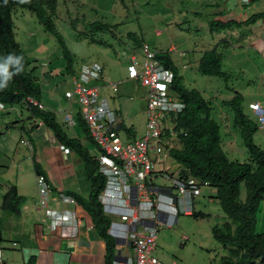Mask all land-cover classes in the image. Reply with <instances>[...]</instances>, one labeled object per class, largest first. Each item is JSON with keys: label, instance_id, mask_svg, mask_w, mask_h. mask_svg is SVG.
Wrapping results in <instances>:
<instances>
[{"label": "rangeland", "instance_id": "rangeland-1", "mask_svg": "<svg viewBox=\"0 0 264 264\" xmlns=\"http://www.w3.org/2000/svg\"><path fill=\"white\" fill-rule=\"evenodd\" d=\"M259 1L59 0L53 19L72 54V70L67 68L57 38L45 30L35 13L17 7L12 16L15 37L28 54L44 93L65 94L66 89L73 90L74 78L81 65L99 62L103 66L102 76L119 87L115 93L106 89L115 97L111 98V104L119 110L122 119L132 125L136 138L145 133L146 89L127 80V66L133 53H141L139 42H146L156 52H169L186 85L199 89L211 101L213 116L221 126L223 147L229 157L245 160L248 158L246 146L239 128L233 124V111L223 104V100L230 99L238 91L244 96L246 111L250 101L260 100L264 104V20L222 31L212 30L211 23L213 20H238L241 12L248 17L264 11V4ZM93 21L109 24V28L92 32L90 23ZM214 46L223 53L227 78L204 75L198 70L197 59L201 52ZM94 82L102 84L104 89V80ZM18 108L14 107L12 113L0 111V132H4L0 139V173L14 158L24 165L29 155V147L20 142V130L7 129L18 119L15 114L19 112ZM57 113L61 120L64 112ZM121 134L126 139L124 128ZM254 141L264 147V129L257 131ZM158 157L154 167L156 182L173 187L172 180L166 179L164 173L180 177L181 166L168 152ZM7 180L6 175H0V183L4 185L2 189L0 186V196L7 188ZM209 190L202 186V194L193 199V210L206 213L205 217L181 211L172 226L160 229L156 254L166 264H174V261L175 264H221L220 258L227 249L213 237L212 227L222 225L226 217L218 200L211 199ZM241 198H246L244 183ZM263 230L264 200L256 225L257 232Z\"/></svg>", "mask_w": 264, "mask_h": 264}, {"label": "trees", "instance_id": "trees-1", "mask_svg": "<svg viewBox=\"0 0 264 264\" xmlns=\"http://www.w3.org/2000/svg\"><path fill=\"white\" fill-rule=\"evenodd\" d=\"M58 3L59 0H0V64L10 55L23 58L21 66L9 65L11 78L6 87L0 88V100L8 106L28 105L33 117L44 122L56 141L69 147L82 158L91 184L89 197L85 198L73 191H68L67 194L74 196L104 238L107 262L112 264L116 249L114 239L108 233L111 218L103 212L99 198L106 182L105 176L99 171L97 159L102 150L91 137L80 113V126L95 145V152L80 139L69 134L65 123L58 120L55 111L41 109L26 101L28 97L41 101L43 90L39 78L34 74L28 54L15 37L12 14L17 7L35 13L45 30L57 38L66 58L67 68L72 70V54L53 19ZM261 19H264V11L255 12L242 21L213 20L211 25L212 30L222 31L251 26ZM90 26L92 32L109 28V24L99 21H93ZM157 57L172 71V93L185 103V108L174 118L181 143L179 147L170 149V155L180 164L181 169L210 182V187L215 190L211 197L218 200L226 217L222 225L212 227L213 237L227 249V253L220 258L221 264H264V230L256 231L258 213L264 200V147L254 141V135L260 129L257 119L251 111H246L244 96L240 92L236 91L230 99L223 100V104L233 111V124L239 128L248 153L245 160L231 159L223 147L221 126L213 116L211 101L199 89L186 85L184 76L169 52H157ZM18 67L21 68L20 71H17ZM198 70L204 75L220 78H227L229 75L223 69V53L215 46L204 51L198 61ZM34 163L37 172L44 173L36 160ZM243 183L246 187L245 199L241 198ZM23 200L17 186L12 185L3 196L2 208L18 214ZM191 214L196 217L206 216V213L194 210Z\"/></svg>", "mask_w": 264, "mask_h": 264}, {"label": "built area", "instance_id": "built-area-1", "mask_svg": "<svg viewBox=\"0 0 264 264\" xmlns=\"http://www.w3.org/2000/svg\"><path fill=\"white\" fill-rule=\"evenodd\" d=\"M103 66L99 62L83 63L74 78V89L65 96L80 105V114L89 128V133L102 150L98 156L99 171L105 178V186L99 195L103 212L111 218L108 233L115 242L112 264H166L156 254L158 234L163 226H172L180 212L191 214L193 199L200 196L202 186H210L189 174L172 177L173 187L157 184L155 164L159 155L172 147L180 146L176 131L175 115L185 108V103L172 93V71L157 57V52L146 42L141 44V53L135 52L127 66V79L145 87L147 120L143 136L132 137L126 131L121 134L122 118L111 104L110 96L102 92L103 85L94 81L104 80V86L118 92L117 83L102 76ZM28 103L45 109L44 104L28 97ZM249 108L264 129V104L249 102ZM5 104L0 100V109ZM64 112V121L77 124L71 105ZM21 142L32 150L31 142L23 137ZM68 153L70 148L61 145ZM156 182V183H155ZM38 206L44 213L43 220L49 228L57 230L62 237H76L82 227V218L71 208L52 206V187L44 173L36 176ZM64 203L76 204V199L61 193ZM0 264H3V250L0 248ZM175 264V261H174Z\"/></svg>", "mask_w": 264, "mask_h": 264}, {"label": "crops", "instance_id": "crops-1", "mask_svg": "<svg viewBox=\"0 0 264 264\" xmlns=\"http://www.w3.org/2000/svg\"><path fill=\"white\" fill-rule=\"evenodd\" d=\"M259 2L264 4V0ZM245 19H247V15H243L241 12L238 20ZM201 53L203 54L204 51ZM202 54L197 59L198 61ZM106 89L113 92L112 88L107 85L104 86L102 92L105 91L109 95V91ZM109 96L110 100L115 98L112 94ZM41 102L45 109L55 111L56 115L60 114L57 113V111L60 112V108L65 110L66 105H71L77 124L75 126L68 125L63 120L64 117L58 120L65 123L70 135L80 139L92 151H97L80 126L79 103L69 100L65 94H54L51 91L43 92ZM14 107H19L20 113L15 112L18 119L9 124L7 129L18 128L21 132L20 142L23 137L27 138L32 144V150L29 149V155L24 165L18 163L13 156L11 165L6 166L0 173V175L4 174L8 177L7 188L5 192L2 191V193L4 192L3 196L12 185H16L19 195L24 199L20 203V213L16 214L2 208L3 196H0V248L3 250V264H108L106 242L93 226L91 218L77 200L76 204L64 203L59 196L61 193L67 194L68 191H73L85 198L89 197L91 184L85 172L84 161L73 150L68 153L64 152L60 147L62 144L54 139L44 122L33 117L28 105H5V108L0 111L12 113ZM247 112L250 110L248 109ZM122 126L131 136L134 135L132 125L127 124L124 119H122ZM3 133L0 132V139ZM247 155L246 151L245 156L247 157ZM34 160L39 163L51 184L52 206L60 209L71 208L82 218V227L76 237L60 236L57 230L49 228L47 221L43 220L44 213L38 206L36 184L38 172ZM0 186L2 189L4 185L0 183ZM209 189L210 195H213L215 190L210 186ZM211 199L214 198L211 197Z\"/></svg>", "mask_w": 264, "mask_h": 264}, {"label": "clouds", "instance_id": "clouds-1", "mask_svg": "<svg viewBox=\"0 0 264 264\" xmlns=\"http://www.w3.org/2000/svg\"><path fill=\"white\" fill-rule=\"evenodd\" d=\"M22 2H23V0H22ZM22 59H23L22 57H14V56L10 55L3 64H0V77H2V79H0V88L6 87L7 81L11 78V74L8 71L9 65L21 66ZM20 70H21V68L18 67L17 71H20ZM248 107H249V105H248Z\"/></svg>", "mask_w": 264, "mask_h": 264}, {"label": "water", "instance_id": "water-1", "mask_svg": "<svg viewBox=\"0 0 264 264\" xmlns=\"http://www.w3.org/2000/svg\"><path fill=\"white\" fill-rule=\"evenodd\" d=\"M181 172L184 175V177H188L189 176V173L185 169H181Z\"/></svg>", "mask_w": 264, "mask_h": 264}, {"label": "bare ground", "instance_id": "bare-ground-1", "mask_svg": "<svg viewBox=\"0 0 264 264\" xmlns=\"http://www.w3.org/2000/svg\"><path fill=\"white\" fill-rule=\"evenodd\" d=\"M66 91H67V90H66ZM66 91H65V92H66ZM104 92H105V91H104ZM65 97H66V96H65ZM63 120H64V119H63ZM59 196H60V195H59Z\"/></svg>", "mask_w": 264, "mask_h": 264}]
</instances>
